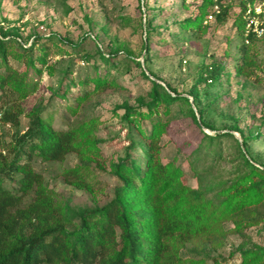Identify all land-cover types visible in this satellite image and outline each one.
<instances>
[{"label":"rangeland","instance_id":"374dc122","mask_svg":"<svg viewBox=\"0 0 264 264\" xmlns=\"http://www.w3.org/2000/svg\"><path fill=\"white\" fill-rule=\"evenodd\" d=\"M201 2L0 0V26L7 27L4 38L15 50L20 52V43L27 46L36 37L53 39L39 72L28 69L37 89L12 107L19 115L17 128L2 118L9 104L0 101L1 142H8L24 127L29 112L38 106H42L43 122L55 129L98 120L97 153H70L61 161L34 160L35 169L62 204L71 209L91 208L113 197L119 187L115 168L131 140L138 138L136 127L124 117L127 106L142 112L153 104L165 128L159 158L174 160L182 171V182L209 196L250 170L245 158L264 169V32L254 36L245 54L241 51L242 43L248 42L236 22L241 8L238 0L224 1L227 11L222 22L202 19L199 29L184 27L181 21L194 17ZM254 3L257 10H263L262 2ZM217 63L223 66L220 75L202 80L204 66ZM94 75L113 77L114 85L79 102L75 100L83 92L79 85H69L70 91L64 93L68 83ZM194 84L193 99L188 92ZM155 85L168 92L172 101L154 99ZM149 123L147 118L140 120L145 129ZM143 150L137 146L131 151L136 164H144ZM198 158V168L209 170L195 173ZM75 166L87 173L90 189H77L63 178L62 170ZM254 216L260 218L256 225L229 231L220 241L188 243L190 256L203 257L208 264L215 257L238 264L244 250L264 245V205Z\"/></svg>","mask_w":264,"mask_h":264},{"label":"trees","instance_id":"16d2710c","mask_svg":"<svg viewBox=\"0 0 264 264\" xmlns=\"http://www.w3.org/2000/svg\"><path fill=\"white\" fill-rule=\"evenodd\" d=\"M224 1L202 0L198 13L184 18L181 24L199 29L214 3L221 8L213 20L222 22L227 11ZM254 1H240L236 22L242 35L243 14L247 4ZM259 15L264 16V8ZM6 29L0 26V101L9 104L2 118L17 128L19 115L12 107L37 89L38 83L29 78L28 69L39 72L53 39L36 37L27 46L20 43L18 52L4 38ZM254 36L252 32L245 36L248 43L240 46L244 54L254 44ZM222 71L219 63L206 65L200 78L212 81ZM69 85L82 88V94L75 97L79 102L102 87L113 86L114 79L86 76L68 83L64 93L70 91ZM156 85L152 97L171 102L173 97L165 90H157ZM195 85L188 92L193 99ZM152 106L147 104L142 112L126 107L124 117L136 127L138 138L131 140L115 168L119 187L113 197L91 208L71 209L62 204L33 163L35 159L61 161L70 153H97V118L55 129L43 122L42 106H38L8 142L0 140V264H208L203 257L190 256L188 243L220 241L229 231L241 232L259 222L260 218L254 215L264 205V169L245 158L250 170L211 196L184 184L182 171L174 160L162 162L159 158L160 135L165 128ZM142 118L150 120L148 129L140 124ZM242 143L246 144L245 138ZM137 146L144 149L143 165L136 164L131 154ZM198 160L193 166L196 174L209 170L198 168ZM62 176L77 189L91 188L87 173L80 166L62 170ZM241 256L238 264H264V245L244 250ZM211 260V264H230L226 258Z\"/></svg>","mask_w":264,"mask_h":264},{"label":"built area","instance_id":"2783aa9c","mask_svg":"<svg viewBox=\"0 0 264 264\" xmlns=\"http://www.w3.org/2000/svg\"><path fill=\"white\" fill-rule=\"evenodd\" d=\"M238 1L240 2L243 0ZM263 4L264 2H262L261 5ZM220 8L221 7L219 3L212 4L207 14L206 20H212L215 14L219 12ZM252 9L254 12H252ZM262 11V8H259L257 10V7L254 2L252 4H247V8L243 14V18L245 20V36L248 34V32H252L257 36H260L264 32V16L261 17L259 15Z\"/></svg>","mask_w":264,"mask_h":264}]
</instances>
